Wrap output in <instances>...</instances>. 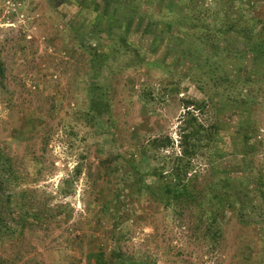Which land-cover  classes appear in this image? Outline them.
Returning a JSON list of instances; mask_svg holds the SVG:
<instances>
[{"label": "rangeland", "instance_id": "1", "mask_svg": "<svg viewBox=\"0 0 264 264\" xmlns=\"http://www.w3.org/2000/svg\"><path fill=\"white\" fill-rule=\"evenodd\" d=\"M240 14L264 25V0H0V151L9 194L39 216L0 260L94 264L100 246L132 264H264V62L238 64L216 27ZM186 100L214 137L191 157L197 189L255 203L244 223L226 212L219 243L143 188L179 155Z\"/></svg>", "mask_w": 264, "mask_h": 264}, {"label": "trees", "instance_id": "2", "mask_svg": "<svg viewBox=\"0 0 264 264\" xmlns=\"http://www.w3.org/2000/svg\"><path fill=\"white\" fill-rule=\"evenodd\" d=\"M223 17V16H222ZM218 29L223 33L229 34L231 39L227 45L228 54L231 52L235 56L238 64H241L244 56L252 55L256 64L264 62V25H258L244 14H240L239 18L230 19L228 16L218 22ZM219 31V30H218ZM238 37H233L234 35ZM227 40V41H228ZM214 49L219 48L218 40L214 42ZM1 66V65H0ZM1 72V70H0ZM197 105V102L186 100L185 102V118L182 120V129L180 132V152L166 173L161 174L158 178V186L144 184L145 193L150 195L152 201L160 202L164 208H169L176 214L178 218H182L185 213L194 221V233H198L202 239L210 243H219L222 235V226L227 211H232L240 216L242 223L247 217V208H254L255 203L251 200H244L243 196H227L225 192L214 189L210 196H206L204 191L198 190L195 185V178L191 176L192 163L191 157L201 148L202 139L208 138L213 140V132H204L202 124L197 117L190 111ZM202 132L204 134H202ZM206 133V134H205ZM203 135V136H202ZM172 143L171 138L166 137V142L162 146L168 147ZM0 239L2 242L19 239L23 234L27 225H31L28 219H39L36 211H30L29 205L25 202V196L22 193L18 196L9 194L12 183V177L15 176L9 158L0 151ZM213 188V187H212ZM142 189V188H140ZM139 189V190H140ZM157 189V192H156ZM121 196H115L114 201L108 199L100 204V211L112 213L109 215L112 221L119 218L116 214L120 212L118 202ZM264 201V196H260ZM112 203V204H111ZM261 203V202H260ZM111 204V206H110ZM57 208V207H56ZM56 208L54 210H56ZM61 209L56 210V215L61 213ZM112 237L117 238L116 229H110ZM116 235V236H115ZM88 261L94 264H132L130 258L124 256L117 249L112 248L110 255L107 256L104 248L97 246L90 248L86 255ZM0 264H14L13 261L2 257ZM139 264V263H134Z\"/></svg>", "mask_w": 264, "mask_h": 264}]
</instances>
